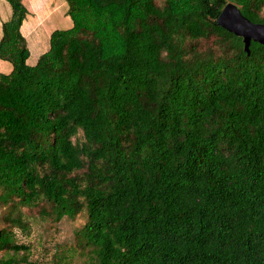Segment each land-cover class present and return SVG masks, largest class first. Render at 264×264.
<instances>
[{
	"label": "trees",
	"instance_id": "1",
	"mask_svg": "<svg viewBox=\"0 0 264 264\" xmlns=\"http://www.w3.org/2000/svg\"><path fill=\"white\" fill-rule=\"evenodd\" d=\"M5 1L0 264L22 209L85 213L90 264H264V45L215 23L232 3L264 25V0H66L33 66Z\"/></svg>",
	"mask_w": 264,
	"mask_h": 264
},
{
	"label": "rangeland",
	"instance_id": "2",
	"mask_svg": "<svg viewBox=\"0 0 264 264\" xmlns=\"http://www.w3.org/2000/svg\"><path fill=\"white\" fill-rule=\"evenodd\" d=\"M3 2L5 3V12H11L9 4L5 0H3ZM65 3L67 4L66 0ZM1 6L2 5H0V11L2 9ZM60 9L61 7L57 9L56 14H52L48 17L46 25L50 30L69 28L70 24L64 23L62 19L63 14H60ZM0 18H3L2 13H0ZM1 31L0 28V36ZM30 62H33V57ZM0 64L3 65L0 66V72H6L11 69L10 63L6 61L0 60ZM5 211V209L0 207V214H4ZM22 213L24 214V221L27 222L28 228L25 231L13 228L14 242L26 247V250L16 254L17 259H22L19 264L91 263L88 259V255H83L78 252L79 249L75 240L76 232L79 231L86 222L85 213H80L74 219L63 218L57 222L51 221L49 218H41L36 210L29 211L27 209H22ZM1 255L2 253L0 252V257Z\"/></svg>",
	"mask_w": 264,
	"mask_h": 264
},
{
	"label": "crops",
	"instance_id": "3",
	"mask_svg": "<svg viewBox=\"0 0 264 264\" xmlns=\"http://www.w3.org/2000/svg\"><path fill=\"white\" fill-rule=\"evenodd\" d=\"M23 4L26 8L27 14L20 27V33L26 40L27 48L29 50V57L26 63L30 66H33L36 64L39 56L45 53L49 49L48 40L50 38L51 33L55 30H66V29L50 30L46 25L48 21V17L52 14H56L57 9L61 7L60 14H63L62 19L64 23L66 22V24L67 23L70 24L69 28L72 27V21L68 16L69 5L68 3L67 4L65 3V0H23ZM0 5H2L1 6L2 9L0 13H2L3 16L2 19L0 18V28H1L2 23L9 20L11 16V12H5V3L3 2V0H0ZM32 57H33V62L31 63L30 60L32 59ZM0 66L3 65L0 64ZM11 69L9 71L6 72L3 71L0 73L7 74L11 71Z\"/></svg>",
	"mask_w": 264,
	"mask_h": 264
},
{
	"label": "water",
	"instance_id": "4",
	"mask_svg": "<svg viewBox=\"0 0 264 264\" xmlns=\"http://www.w3.org/2000/svg\"><path fill=\"white\" fill-rule=\"evenodd\" d=\"M215 23L218 27L241 38L243 49L248 56L250 55L251 42L264 45V25L249 21L235 4H226Z\"/></svg>",
	"mask_w": 264,
	"mask_h": 264
}]
</instances>
